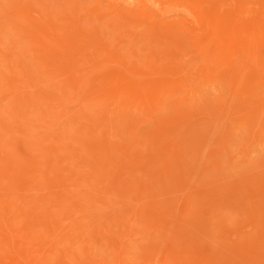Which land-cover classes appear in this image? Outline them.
<instances>
[{"label": "rangeland", "instance_id": "1", "mask_svg": "<svg viewBox=\"0 0 264 264\" xmlns=\"http://www.w3.org/2000/svg\"><path fill=\"white\" fill-rule=\"evenodd\" d=\"M263 27L264 0H0V264L261 263Z\"/></svg>", "mask_w": 264, "mask_h": 264}, {"label": "bare ground", "instance_id": "2", "mask_svg": "<svg viewBox=\"0 0 264 264\" xmlns=\"http://www.w3.org/2000/svg\"><path fill=\"white\" fill-rule=\"evenodd\" d=\"M215 1H216V0H215ZM228 1H229V0H228ZM230 2H231V1H230ZM152 4H153V3H152ZM206 4H207V3H206ZM204 5H205V4H204ZM76 6H77V5H76ZM208 7H209V6H208ZM217 7H218V6H217ZM78 8H79V7H78ZM248 8H249V6H248ZM231 10H232V9H231ZM161 13H162V12H161ZM239 13H240V12H239ZM244 13H245V12H244ZM239 15H240V14H239ZM201 16H202V15H201ZM11 18H12V17H11ZM93 19H94V18H93ZM259 19H261V18H259ZM21 22H22V21H21ZM258 25H259V24H258ZM27 26H28V25H27ZM253 28H254V27H253ZM256 28H258V27H256ZM263 28H264V27H263ZM201 31H202V30H201ZM261 31L264 32V29L261 30ZM237 32H238V31H237ZM202 33H203V32H202ZM263 35H264V34H263ZM259 36H261V34H259ZM261 37H262V36H261ZM258 38H259V37H258ZM258 38H257V39H258ZM44 39H45V38H44ZM262 39H263V37H262ZM47 41H48V40H47ZM35 42H36V41H35ZM257 43H258V42H257ZM11 45H12V44H11ZM56 48H57V47H56ZM21 57H22V56H21ZM192 57H193V56H192ZM21 66L23 67V64H21ZM106 66H107V65H106ZM15 67H16V66H15ZM98 67H99V66H98ZM23 68H24V67H23ZM99 68H100V67H99ZM25 69H26V68H25ZM93 69L96 70L95 68H93ZM97 70H98V69H97ZM24 71H25V70H24ZM90 73H91V72H90ZM28 74H29V73H28ZM86 75H87V74H86ZM30 76H31V75H30ZM33 76H34V75H33ZM87 76H88V75H87ZM36 78H38V80H40L38 76H37ZM84 78H85V77L83 76V79H84ZM33 79H35V77H33ZM73 79H76V78H73ZM73 79H72L71 81H73ZM65 80H67V79H64L63 81H65ZM25 81H26V80H25ZM29 81H30V80H29ZM74 81H77V80H74ZM26 82H27V81H26ZM67 82H69V80H68ZM24 83H25V82H24ZM64 83H65V82H64ZM71 83L73 84V82H71ZM82 83H83V82H82ZM72 84H71V85H72ZM229 84H230V83H229ZM69 85H70V84H69ZM71 85H70V86H71ZM74 85H75V84H74ZM77 85H78V84H77ZM105 85H106V82H105ZM163 85H164V84H163ZM165 86H166V85H165ZM63 87H64V86H63ZM79 88H80V87H79ZM28 89H29V88H28ZM28 89H27V90H28ZM7 90H8V89H7ZM63 90H64V89H63ZM158 90H159V89H158ZM35 91H36V90H35ZM40 91H41V90L39 89V90L37 91V93H38V92L40 93ZM82 91H83V88H82V90H80V92H82ZM143 91L145 92V90H143ZM25 92H26V91H25ZM77 92H78V91H77ZM157 92H158V91H157ZM26 93L28 94L29 92L27 91ZM43 93H44V92H43ZM54 93H56V92H53V94H54ZM83 93L85 94L84 91H83ZM159 93H160V92H159ZM20 94H21V93H20ZM20 94H19V95H20ZM61 94H62V93H61ZM120 94H121V93H120ZM157 94H158V93H157ZM22 95H23V93H22ZM24 95H25V93H24ZM29 95H30V94H28L27 96H29ZM31 95H32V94H31ZM37 95H38V94H37ZM41 95H43V94H41ZM41 95H40V96H41ZM87 95H88V94H87ZM97 95H98V94H97ZM122 95H123V94H122ZM16 96H17L16 98H18V95H17V94H16ZM25 96H26V95H25ZM55 96H56V95H54V96H52V97H55ZM93 96H94V93H93ZM112 96H113V95H112ZM23 97H24V96H23ZM29 97H30V96H29ZM29 97H28V99H31V101H32V99H34V98H33V97H34L33 95L31 96L32 98H29ZM82 97H83V96H82ZM89 97H90V98L92 97L91 94L89 95ZM19 98H20V96H19ZM19 98H18V99H19ZM25 98H26V97H25ZM36 98H37V97H36ZM36 98H35V99H36ZM84 98H85V97H84ZM92 98H94V97H92ZM121 98H122V96H121ZM21 99H23V98H21ZM35 99H34V100H35ZM19 100H20V99H19ZM23 101H26V99H23ZM31 101H30V102H31ZM101 101H102V100H101ZM229 101H230V99H229ZM15 102H16V101H15ZM28 102H29V101H27V104H28ZM30 102H29V103H30ZM33 102H34V101H33ZM33 102H31L30 105L35 106V104H34V105L32 104ZM20 103H22V102L20 101ZM23 103L25 104V102H23ZM4 104H5V103H4ZM84 104H85V103H84ZM7 105H8V104H7ZM3 106H4V105H3ZM83 106H84V105H83ZM22 107H23V106H22ZM50 107L52 108L53 106H50ZM84 107H85V106H84ZM165 107H166V106H165ZM227 108H228V107H227ZM229 108H230V107H229ZM8 111H10V110H8ZM8 111H6V112H8ZM50 111H51V112H52V111L55 112L54 110H50ZM35 113H36V112H35ZM4 118H5V117H4ZM74 122H75V121H74ZM214 124H215V123H214ZM83 127H84V126H82V128H83ZM78 128L82 130L81 127H78ZM48 129H49V127H48ZM76 130H77V129H76ZM76 130H75V131H76ZM9 131H10V130H9ZM9 131H8V133H9ZM11 131H13V130L11 129ZM70 132H72V131L70 130ZM79 132L81 133V131H79ZM76 133H77V132H76ZM85 133H86V132H85ZM71 134H72V133H71ZM87 134H88V133H87ZM77 135L79 136V135H81V134L77 133V134L74 135V136H77ZM78 136H77V137H78ZM82 136H83V137H82ZM82 136H81L80 138H79V137H78V138H79V139H82V140H83V139H85V140L87 139L86 134H85L86 138H84V134H83ZM5 138H6V137H5ZM69 138H70V135H69ZM90 138H91V137H90ZM126 138H127V137H126ZM3 140H4V139H3ZM74 140H75V139H74ZM124 141H125V140H124ZM128 141H129V140H128ZM35 143H36V142H35ZM38 144H39V142H38ZM77 144H78V143H77ZM79 144H80V143H79ZM154 144H155V143H154ZM152 145H153V143H152ZM1 147H2V146H1ZM5 147H6V146H5ZM64 147H65V146H64ZM3 149H4V147H3ZM3 149H2V150H3ZM34 149H35V148H34ZM64 150H66V148L63 149V151H64ZM27 151H28V150H27ZM56 151H57V150H56ZM36 152H37V151H36ZM40 152H41V151H40ZM58 152H59V151H58ZM32 153H34V152H32ZM143 153H144V152H143ZM34 154H35V153H34ZM37 154H39V153H37ZM57 154H58L59 156H61V153H60V154H59V153H56L57 158H58V155H57ZM109 154H110V152H109ZM129 154H130V153H129ZM67 155H68V154H67ZM69 155H70V153H69ZM9 157H10V155H9L8 157H6V158H9ZM65 157H66V156H65ZM121 157H122V156H121ZM57 158H56V159H57ZM59 158H60V157H59ZM61 158H62V157H61ZM14 159H15V161H17V163H18V160H16V158H12V160H14ZM10 160H11V158H10ZM12 160H11V162H13ZM129 160H130V159H129ZM4 161H5V160H4ZM15 161L12 163V165L15 163ZM19 161H20V160H19ZM6 162H7V159H6ZM6 162H5V163H6ZM8 162L11 164L10 161H8ZM35 163H36V162H35ZM7 164H8V163H6V165H7ZM10 164H9V165H10ZM56 164H57V163H56ZM2 165H4V164H2ZM9 165H7L8 167L5 166V165L2 166V167H4V169H3V168L1 167V165H0V168H2L1 171H2V170H5V167L9 168L10 166H12V165H10V166H9ZM31 165H32V164H31ZM31 165H29V166H31ZM17 166H18V165H17ZM20 166H21V165H20ZM23 166H24V165H23ZM23 166H22V167H23ZM29 166H28V167H29ZM56 166L58 167V165H56ZM7 168H6V169H7ZM10 168H11V167H10ZM52 168H53V170H54V167H52ZM52 168H51V169H52ZM18 169H19V168H18ZM23 169H24V168H23ZM27 169H28V168H27ZM13 170H15V167H13ZM28 170H30V167H29ZM28 170H25V171H28ZM42 170H43V169H42ZM8 171H9V170H8ZM8 171L6 170V172H8ZM23 171H24V170H23ZM25 171H24V172H25ZM45 171H46V170H45ZM224 171H225V170H224ZM9 172H10V171H9ZM11 172H13V171H11ZM25 173H26V172H25ZM42 173H43V172H42ZM44 173H45V172H44ZM44 173H43L42 175H45ZM184 173H185V172H184ZM4 174H5V172H4ZM2 175H3V173H2ZM34 175H35V173H34ZM2 178H3V177H1L0 180H4L5 177H4L3 179H2ZM8 178H9V177H8ZM10 179H13V178H10ZM49 180H50V178H49ZM7 181H8V180L5 179V182H4V181H3V182L0 181V182H2V184L5 183V184H4V186H5V185H7V184H6ZM9 181H10V180H9ZM51 181H52V184H53V179H52ZM51 181H48V184H49V182H51ZM42 182H43V181H42ZM54 182H56V181H54ZM14 184H15V181H14ZM48 184H47V185H48ZM56 184H57V182H56ZM0 185H1V184H0ZM8 185H9V182H8ZM49 185H50V184H49ZM2 186H3V185H2ZM9 186H10V188H11L12 185L10 184ZM9 186H6V187L9 188ZM57 187H58V186H57ZM99 187H100V186H99ZM94 188H95V187H94ZM3 189H4V188H3ZM70 189H71V188H70ZM125 190H128V189H125ZM5 191H6V189H5ZM108 191H109V190H108ZM6 192H7V191H6ZM8 192H9V191H8ZM14 192H15V191H14ZM16 192H17V191H16ZM126 193H127V192H126ZM68 194H69V193H68ZM123 194H125V193H123ZM3 195H4V194H3ZM20 195H21V194H20ZM53 195H54V194H53ZM107 197H108V196H107ZM238 197H239V196H238ZM19 198H20V197H19ZM12 199H13V198H12ZM107 199H108V198H107ZM53 200H54V199H53ZM83 200H84V199H83ZM119 200H120V199H119ZM121 200H122V199H121ZM128 200H129V199H128ZM128 200H126V201H128ZM48 201H49V199H48ZM126 201H122V202H126ZM187 201H188V200H187ZM84 202H85V201H84ZM122 202H121V203H122ZM15 204H17V203H15ZM46 204H47V202H46ZM49 204H51V203H49ZM58 204H59V203H58ZM86 204H87V203H86ZM110 204H111V203H110ZM84 205H85V204H84ZM184 205H185V204H184ZM45 206H46V205H45ZM87 206H88V205H87ZM113 206H114V205H113ZM120 206H121V205H120ZM131 206H132V205H130V207H131ZM146 206H147V205H146ZM153 206H155V205H153ZM118 207H119V206H118ZM125 207H126V206H125ZM128 207H129V206H128ZM132 207H133V206H132ZM60 208H61V207H60ZM112 208H114V207H112ZM43 209H44V208H43ZM172 209H173V208H172ZM90 210H91V209H90ZM95 210H97V209H95ZM118 210H119V209H118ZM87 211H88V210H87ZM98 211H99V210H98ZM102 211H103V210H102ZM124 211H125V210H124ZM91 212H92V211H91ZM91 212H90V213H91ZM95 212H96V211H95ZM100 212H101V211H100ZM105 212H106V211H105ZM107 212H108V211H107ZM126 212H127V211H126ZM223 213H224V212H223ZM42 214H43V215H42ZM44 214H46V213H44V212L41 213L42 218L45 216ZM86 214H87V213H86ZM98 214H99V212H98ZM154 214H155V213H154ZM221 214H222V213H221ZM24 215H25V214H24ZM50 215H51V214H50ZM88 215H89V214H88ZM12 216H14V214H13ZM16 216H19V214H17ZM46 216H47V215H46ZM46 216H45V217H46ZM53 216H54V215H52L51 217H53ZM104 216H107V215H104ZM21 217H22V214H21ZM27 217H28V216H27ZM39 217H40V215H39ZM100 217H101V216H100ZM111 217H112V215H111ZM111 217H110V218H111ZM120 217H122V216H120ZM231 217H232V216H231ZM28 218H29V217H28ZM49 218H50V217H49ZM49 218H48V219H49ZM89 218H90V216H89ZM104 218H107V217H104ZM175 218H176V217H175ZM224 218H226V217H224ZM15 219H16V218H15ZM29 219H30V218H29ZM40 219H41V218H40ZM228 219H229V218H228ZM12 220H14V218L11 219L10 222H14V221H15V220H14V221H12ZM16 220H17V219H16ZM26 220H27V219H26ZM33 220H34V219H33ZM42 220H44V218H43ZM82 220H83V218H82ZM104 220H105V219H104ZM108 220H109V219H108ZM28 221L31 222V219L28 220ZM84 221H85V219H84ZM87 221H88V218H87ZM85 222H86V221H85ZM179 222H180V221H179ZM83 223H84V222H83ZM97 223H98V222H97ZM97 223H96V224H97ZM107 223H108V222H107ZM107 223H106V224H107ZM3 224H4V223H3ZM11 224H12V223H11ZM21 224H22V223H21ZM27 224H30V225H27V227H29V226H33V225H32V222H31V223H28V222H27ZM47 225H48V224H47ZM51 225H52L53 227H56V226H57V225L54 226V224H51ZM51 225H49V227H52ZM80 225H81V222H80ZM82 225H83V224H82ZM84 225H86V224L84 223ZM262 225H263V224H262ZM19 226H20V225H19ZM23 226H24V225H23ZM78 226H79V225H78ZM219 226H220V225H219ZM24 227H25V226H24ZM79 227H81L80 230L83 229L82 226H79ZM83 227H84V226H83ZM87 227H88V226H87ZM102 227H103V226H102ZM232 227H233V226H232ZM22 228H23V227H22ZM34 228H35V227H33V229H34ZM43 228H44V227H43ZM123 228H124V227H123ZM29 229H30V227H29ZM33 229L31 228L29 231H32ZM53 229H54V228H53ZM53 229H52V232L54 231ZM77 229H78V227H77ZM101 229H102V228H101ZM124 229H125V228H124ZM189 229H190V228H189ZM26 230H28V229H26ZM26 230H25V232H26ZM35 230H36V228H35ZM35 230H34L33 233H35ZM47 230H48V229H47ZM55 230H56V229H55ZM36 231L39 232L40 230L37 229ZM48 231H49V230H48ZM50 231H51V228H50ZM16 232H19V230L16 231ZM16 232H14V233H16ZM38 232H36V233H38ZM41 232H42V230H41ZM41 232H39V233L41 234V236H43L44 234L41 233ZM52 232H51V234H52ZM14 233H13V234H14ZM19 233H20V232H19ZM19 233H18V235H19ZM21 233H22V235H23V232H21ZM33 233H31V236H28L30 233L27 234V232H26V234H27L26 236H28V237H32ZM36 233H35V235H36ZM53 233L55 234V231H54ZM87 233H88V232H87ZM89 233H90V232H89ZM89 233H88V234H89ZM259 233H260V232H259ZM259 233H258V234H259ZM42 234H43V235H42ZM102 234H103V233H102ZM14 235H15V234H14ZM14 235H12V236L14 237ZM38 235H39V234H38ZM48 235H49V233H48ZM59 235H60V234H59ZM261 235H262V234H261ZM261 235H259V237H261ZM4 236H5V234H4ZM20 236H21V235H20ZM26 236L24 235V236H22L21 238H25ZM44 236H46V234H45ZM54 236H55V235H54ZM56 236H57V232H56ZM83 236H84V235H83ZM256 236H257V235H256ZM5 237H6V236H5ZM61 237H62V236H61ZM252 237H255V235L252 236ZM26 238H27V237H26ZM37 238H38V237H37ZM40 238H41V237H40ZM45 238H46V237H44L43 240H45ZM57 238H58V236H57ZM59 238H60V237H59ZM59 238H58V239H59ZM69 238H70V237H69ZM69 238L67 237V239H69ZM71 238H72V237H71ZM74 238H75V237H74ZM92 238H93V237H92ZM49 239H50V238H49ZM87 239H88V238H87ZM90 239H91V237H90ZM240 239H241V238H240ZM254 239H255V238H254ZM1 240L3 241V239H1ZM51 240H52V239H51ZM69 240H70V239H69ZM71 240H72V239H71ZM74 240H75V239H74ZM248 240H249V239L245 240V238H244V241H248ZM250 240H251V241L246 242V243H247V244L249 243L250 246H251V245L255 246L254 244H256L255 247H257V246L259 247V245H257V242H256L255 240H252V238H251ZM256 240H257V239H256ZM261 240H262V237H261ZM4 241H5V240H4ZM4 241H3V242H4ZM20 241H22V239H21ZM54 241L56 242V240H54ZM244 241H242V242L239 244V247H237V246H238V245H237L236 248H235V247H232V249L235 248V249L237 250V248L241 249V247H242V249H243L242 252H241V251L238 252L239 249L237 250V252H238V254H239V253H244V252H243V251H244V248H243L244 245H245V247H249V248H250V246H248L246 243H244ZM253 241H255V243H253ZM258 241H259V238H258ZM3 242H0V243H2V245H3ZM47 242H48V241H47ZM159 242H160V241H159ZM250 242H251V243H250ZM73 243H74V242H73ZM144 243H145V242H144ZM162 243H163V242H162ZM242 243H244V245H243ZM252 243H253V244H252ZM258 243H259V242H258ZM5 244H6V242H5ZM41 244H42V243H41ZM90 244H91V243H90ZM105 244H106V243H105ZM6 245H7V244H6ZM52 245H53V244H52ZM227 245H228V244H227ZM241 245H243V246H241ZM26 246H27V245H26ZM240 246H241V247H240ZM253 246H252V247H253ZM1 247H2V248L4 247L5 250H7V248H6L4 245L1 246ZM29 247H30V246H29ZM76 247H77V246H75V248H76ZM255 247H254V248H255ZM258 247H257V255H258V252H259ZM20 248H21V247H20ZM23 248H24V247H23ZM26 248H27V247H26ZM47 248H48V247H47ZM77 248H78V247H77ZM81 248H82V247H81ZM229 248H230V247H229ZM27 249H30V248H27ZM246 249H248V248H246ZM250 249H252V248H250ZM3 250H4V249H3ZM45 250H46V249H45ZM26 251H27V250H26ZM108 251H110V250H108ZM78 252H79V251H78ZM195 252H196V250L194 251V253H195ZM198 252H199V254L201 255L202 252L200 253V251L197 250V253H198ZM253 252H254V251H253ZM255 252H256V251H255ZM54 253H55V252H54ZM79 253H80V252H79ZM181 253H182V252H181ZM197 253H196V255H198ZM18 254H19V253H18ZM80 254H81V253H80ZM209 254H210V253H209ZM55 255H57V253H56ZM55 255H54V256H55ZM100 255H101V254H100ZM228 255H229V254H228ZM234 255H235V256H238V255H236V254H234ZM244 255H245V253H244ZM20 256H22V255H20ZM179 256H180V260H182V259H181L182 255H179ZM214 256H215V255H214ZM214 256H213V257H214ZM241 256H243V255L241 254ZM241 256H238L239 259H241ZM245 256H246V255H245ZM254 256H255V255H254ZM254 256H253V257H254ZM258 256L263 257V258L261 259V263H259V260H258V259H256L255 261H253V263L255 262V264H257V263L262 264V263H263V259H264V253H263V255H262V254H259ZM3 257H4V256H3ZM52 257H53V254H52ZM120 257H121V256H120ZM197 257H198V256H197ZM197 257H196V258H197ZM200 257H201V259H204V258H202V257H204L203 255H202V256H199L198 258H200ZM225 257H228V258L230 257V258L228 259V258H225ZM231 257H232V258H231ZM243 257H244V256H243ZM101 258H102V257H101ZM165 258H166V257H165ZM182 258L184 259V257H182ZM205 258H206V257H205ZM256 258H257V257H256ZM30 259H31V258H30ZM201 259H200V260H201ZM223 259H225V261H223V264H225V263H227L228 261L231 262L234 258H233V256H225V255H224ZM223 259H222V260H223ZM231 259H232V260H231ZM236 259H237V258H236ZM242 259H245V260H246V258H242ZM253 259H254V258H253ZM118 260H119V259H118ZM247 260H248V259H247ZM250 260H251V258H250ZM250 260H249V262H251ZM197 261H199V260L197 259ZM204 261H205V260H204ZM207 261H210V262L212 263L213 260H212V258H211V259H209V260H207ZM226 261H227V262H226ZM243 261H244V260H243ZM257 261H258V262H257ZM32 262H33V261H32ZM205 262H206V261H205ZM210 262H209V263H210ZM224 262H225V263H224ZM229 262H228V263H229ZM232 262H235V259H234ZM244 262H246V261H244ZM26 263H27V261H26ZM43 263H44V262H43ZM164 263H165V261H164ZM181 263H182V262H181ZM228 263H227V264H228ZM176 264H177V262H176ZM183 264H184V263H183ZM196 264H197V263H196ZM204 264H205V263H204ZM207 264H208V263H207ZM213 264H216V263L214 262ZM229 264H230V263H229Z\"/></svg>", "mask_w": 264, "mask_h": 264}]
</instances>
